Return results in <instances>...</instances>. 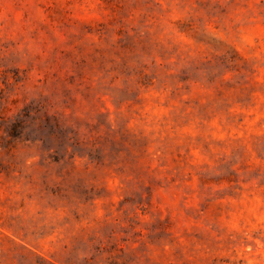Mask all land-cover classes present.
I'll list each match as a JSON object with an SVG mask.
<instances>
[{"label":"rangeland","instance_id":"374dc122","mask_svg":"<svg viewBox=\"0 0 264 264\" xmlns=\"http://www.w3.org/2000/svg\"><path fill=\"white\" fill-rule=\"evenodd\" d=\"M0 264H264V0H0Z\"/></svg>","mask_w":264,"mask_h":264}]
</instances>
